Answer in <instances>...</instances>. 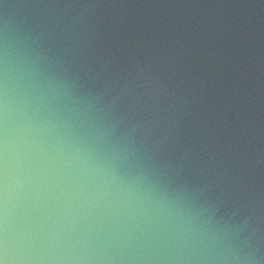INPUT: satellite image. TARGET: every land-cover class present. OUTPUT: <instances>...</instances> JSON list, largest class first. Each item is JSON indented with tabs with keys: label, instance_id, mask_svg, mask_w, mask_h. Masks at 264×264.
Here are the masks:
<instances>
[{
	"label": "clouds",
	"instance_id": "clouds-1",
	"mask_svg": "<svg viewBox=\"0 0 264 264\" xmlns=\"http://www.w3.org/2000/svg\"><path fill=\"white\" fill-rule=\"evenodd\" d=\"M0 264H264V0H0Z\"/></svg>",
	"mask_w": 264,
	"mask_h": 264
}]
</instances>
